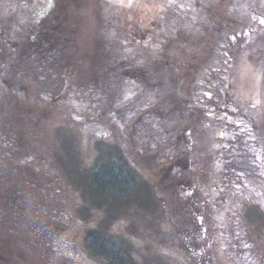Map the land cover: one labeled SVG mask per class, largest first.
I'll list each match as a JSON object with an SVG mask.
<instances>
[{"label":"trees","instance_id":"16d2710c","mask_svg":"<svg viewBox=\"0 0 264 264\" xmlns=\"http://www.w3.org/2000/svg\"><path fill=\"white\" fill-rule=\"evenodd\" d=\"M205 1L199 0L202 6ZM32 2L37 3H32L25 8V11L29 9L27 13L29 15L24 21L18 14L11 16L14 5L0 1V17L12 18L3 25L0 24V49L2 45H11L20 40H25L24 44H26V48L20 51V60L21 55L22 59H25L21 62L20 69L17 72L14 70L16 74L11 75V85L6 87L0 83V103L6 108L5 113L0 112V206H2L0 207L2 209L0 236L5 237V239L2 238L4 246L0 248V256L4 257L5 264H33L34 257L30 253L33 248L30 246L27 249L26 243L39 240L41 236L51 237L49 233L53 231V226L47 222V217L42 224L44 228L39 227L37 223L42 221L45 215L35 207L44 202L40 199L45 195L47 188L56 194L54 203L57 210H64L63 213L51 217L53 221L56 219L55 232L59 230L61 234H65L62 223L73 213L74 207L72 208L69 204H74L76 198L70 190L69 181L63 178L65 176L62 167L56 158V145L53 141L55 134L50 138L52 141L47 144L42 137L50 131L49 124L47 125L46 122L51 120L52 111L56 108H59L56 112L59 118L65 119L69 116V120H73L74 113L81 114L80 111L88 106L85 102L76 100L70 103L69 110L61 109L59 104L47 99L49 96L42 91L41 85L43 70L47 68L50 69L49 74L52 76V86H56L55 88L59 90L68 84L66 72H64L65 57L70 35H74V30H68V26L60 29L59 23L64 25L62 18L65 14L67 16L69 13L71 15L78 13V1L42 0V4H39V0H32ZM244 2L238 0L236 3L239 4V15L237 16L234 11L235 20L247 14L246 17L251 19V26H254L252 24L256 23V18L251 15L254 12L259 15L260 12H264V9L259 8V3L258 6L251 3L248 9ZM180 3L181 1L162 0L161 6L168 11V9H174L173 5ZM262 4L264 7V0ZM6 5L8 7H5ZM176 14L168 22L165 15V19L162 18V26L148 32V37L144 35L145 32H139L134 36L135 44L148 50L145 54L128 49L121 50L117 45L119 42L114 44V38L110 35L111 42L108 44L111 45V49L109 53L107 51L106 64L97 69L96 79L91 83L92 88L88 89L89 93L96 96L100 102L107 100L109 109L114 110L116 115L117 113L127 115L133 107L134 110L129 118V123L132 125L134 123L140 125V120L144 116L147 117L149 113L166 114L168 111V108H160L161 105H167L160 100L167 97L165 90L158 84L162 73L156 71L157 76L156 74L152 77L148 75L155 62H166L169 59L176 67L175 62L179 63L182 59V57L179 59L175 57L178 50L172 46L167 47L166 50L162 46L164 40L168 41L165 35L169 29L172 28L173 32L177 30L173 26L180 28L192 23L191 16L188 18L179 13ZM109 17L113 18L112 15ZM185 19H188V22ZM234 24L238 26L234 27L229 36H226L218 45L215 61L207 64L214 59L212 58L206 63L208 65L206 69L199 68L189 82L190 117L185 116L181 123H178L176 119V122L172 124L167 122L161 125L160 130L163 132L164 139L156 140L155 143L150 139L139 138L133 128L130 133H127L125 128L120 131L125 133L123 137L128 141H126L127 144L124 143V147L133 148L138 155L154 158L153 165L146 171L152 179L160 181L167 166L177 168L169 176L175 181L178 180L176 188L170 185L166 178L169 188L166 182L161 183V188H159L160 185L158 187L160 213L150 219L153 227H150L148 235L153 237L159 245L164 244L166 238L167 242H179L181 247L187 245L195 248L196 258L193 264H264V255L253 240L254 232L260 234L257 223L249 221V217L246 218L244 215V211L246 212L249 208L248 216H254L252 212L258 210V206L264 203L263 200L255 197L264 192V150L254 147V144L258 143L255 136H258L259 118L256 120L254 108L246 110L245 106L240 108L235 103L232 93L228 92L229 88L226 86L228 82L221 85L227 80L225 76L230 70V65L234 63L235 50L238 53L245 49L243 37L248 30L241 29V33H238L236 29L246 24L241 23V20L234 21ZM250 31L252 32V29ZM152 37L158 38L157 41H151ZM236 37H239L240 44L234 42ZM4 50H0V67L8 62L5 60L8 53L13 52L7 49L9 51L5 55ZM170 52L171 56H168ZM59 59H62L63 65H59ZM53 61L55 65H52ZM145 64L150 66L145 68L143 66ZM74 76L76 75H73L72 81ZM131 79L135 80L138 86L125 88L124 82L129 83ZM2 81L3 78L0 79V82ZM26 88L30 89V92L24 99L21 96L23 89ZM38 91L42 92V95L38 94ZM6 93L14 96L15 100ZM36 95L38 99L35 98ZM8 100L9 102L13 100L14 103H7ZM77 106L81 108H78L76 112ZM128 106L131 107L128 108ZM84 116L86 115H81L83 120L78 122L93 124L96 128L99 126L97 122L86 119L87 117ZM198 122L201 127L200 133L207 139L208 149L204 146L202 157L204 165L200 164L202 167L193 163L196 160L188 155V151H184L186 153L184 156L178 151L180 143L185 148L186 142L193 140L189 133ZM72 126L69 125V131L74 129ZM187 127L190 128L187 129ZM206 133L211 134L209 139ZM40 141L45 143L44 147L46 145L48 149L51 146L50 150L53 147L49 158L45 156L44 159L41 158L44 160L43 165L42 160L36 159L39 155L28 156L21 152L25 151V147L35 148ZM214 144L220 151L229 153L227 158H223L224 162L227 160L226 163H222L221 160L218 162L221 167H215V164L209 165L210 161H214V155L211 154ZM108 146L93 160L91 166L87 167L88 171L86 168L84 173L87 175H83L84 185L90 188H87L89 193L113 195L116 199H122L132 188L130 186L133 183H143L147 177L136 167L133 156L126 155L122 151L114 152L115 149ZM227 146H230L229 151ZM171 150H176L174 157L171 156ZM238 150L246 153L244 158H249L250 162L234 161L235 155H231V152L237 153ZM248 150L252 151V157ZM183 160L188 161L189 164L180 167ZM253 162L258 166H254ZM198 175L212 183L208 185L206 182L204 193L195 187L194 180ZM186 182H188L187 185ZM179 188L184 191L191 190L192 195L185 192L184 198L177 193ZM191 207L195 209L194 212ZM17 211L18 218L13 216V212ZM85 240L87 253L96 257V260L99 259L106 264L123 263L125 254L122 240L113 238L102 229L96 231L93 228L87 229ZM178 252L184 254L181 249H178ZM36 253L41 258L45 254V259L50 257L57 262L64 256L57 239L51 241L50 247L40 248ZM184 257L187 258L185 255Z\"/></svg>","mask_w":264,"mask_h":264},{"label":"rangeland","instance_id":"374dc122","mask_svg":"<svg viewBox=\"0 0 264 264\" xmlns=\"http://www.w3.org/2000/svg\"><path fill=\"white\" fill-rule=\"evenodd\" d=\"M0 1L14 5L15 8L12 6L14 10L11 16L18 14L19 18L21 19L22 17L24 21L29 15H27L29 9L25 11V8H28L33 3L32 0ZM77 1L79 6L78 13L76 15L69 13L67 16L65 14V17L62 18L64 25L59 23L60 29L68 26V30H74V35H70V41H72L68 43L65 57L66 67L64 72H66L68 84L59 90L55 88L56 86H52V76L49 74L50 69L48 68L47 70H43L41 77L42 91L49 96L47 99L50 102L59 104L58 106L61 109L69 110L70 103L76 100H81L88 105L80 111L81 114L74 113L75 119L73 120H69V116H66L65 119H62V117L59 118L56 114L59 108H56L52 111L53 116L51 120L46 122L47 125L49 124L48 128H50V131L42 137L47 144L52 141L50 138L55 134L53 141L56 145V158L65 176L62 177L69 181L67 182L69 183L70 190L76 198L74 204H69L72 208L74 207V211L62 223L65 228V234H61L59 230L55 232L56 219L54 218L55 220L53 221L51 217L63 213L64 210H57L56 204L54 203L56 199L54 191L48 188L45 190V195L40 199L44 202L35 206L36 210L45 215V217L37 224L43 229L44 226L42 224L48 217L47 222L53 226V231L51 233L47 232L51 237L46 236L43 238L41 236L39 240L26 243L27 249L30 246L33 248L30 251L32 257H34L33 264H106L99 259L96 260V257L94 258V256L92 257V255L87 253L85 236L88 228H93L96 231L102 229L110 236H113V238L123 241L125 259L122 264H193V260L196 258L195 248L193 249L187 245L181 247V244L177 241L167 242L164 233L165 242L159 245L153 237L151 238L148 235L150 227H153L150 219L160 213V203L157 197L158 187L160 185L159 188H161V183L165 184L164 182H166L168 188L169 184L176 188V182L178 180L175 181L169 176L177 168H169L170 166H167L163 171V176L161 175L160 177V181L155 178L152 179V176L149 177L146 171L153 165L154 158L138 155L133 148L129 149L124 147V143L127 144L128 141L123 137L125 133H121L120 131L125 128L127 133H130L133 128L138 133L137 136L139 138L144 140L150 139L155 143L156 140L164 139L162 136L163 132L160 130L161 125L167 122L172 124L176 122V119L178 123H181L183 118L185 119V116L190 117L191 110L189 105H191V92L189 82L193 74L199 68L204 67L206 69L208 67L207 64L215 61L218 55L216 53L218 51V45L222 43L226 36H229V33L232 32L234 27L238 26L234 24V21L241 20V23L246 25L239 26L236 31L241 33V29L243 31L245 29L248 30L243 37V41L245 40L243 47L245 49L240 50L238 53L235 50L234 63L230 65V70L225 76L227 80L221 85L228 82L226 84L229 88L228 92L232 93L235 103L240 108L245 106L246 110L248 108H254L256 111V120L259 118V121H257L258 136H255V139L258 140V143L254 144V147L264 150V24L260 22L264 20V12H260L259 15L254 12L251 15L256 18V23H253L252 25L254 26H251V19L246 17L247 14L242 17L239 16L238 20H235L234 11L237 16L239 15V4H236L238 0H206L203 6L199 0H165V2L181 1L179 5H173L174 9H168V11L161 6L162 0ZM239 1L244 2L245 0ZM249 1L250 3H248ZM244 3L248 9L251 3L257 6L260 4L259 8L264 9L262 0H246ZM39 4H42V0H39ZM5 7H8V5ZM175 12L188 18L191 16L192 23H188L189 25H184L180 28L173 26L177 28L173 32L172 28L169 29L167 34L165 33L168 41L164 40L162 46L165 50L167 47L172 46L178 50L177 53L174 52L175 57L178 59L182 57V59H180L179 63L175 62L176 67L173 66L172 61L169 59L166 62H155V65L152 66L148 75L152 77L156 74V71L162 73L161 81L158 84L159 87L165 90L167 97L160 100H163L162 103L166 102L167 105H161L160 108H168V111L166 114H160V112L149 113L147 117L144 116L140 120V125H136L135 123L132 125L129 123V118L134 110L133 107L127 115H121L120 113L116 115L114 110L109 109V103L105 98L106 102H100L96 99V96L89 93L88 89L92 88L91 86L93 84L91 83L96 79L97 69L103 67V64H106L105 60L111 49V45L108 44L111 42L110 35L114 38V44L119 42L117 45L121 50L126 51L128 49L145 54L148 50H144L142 46L136 45L134 36L139 32H145L144 35L148 37V32H152L153 29L162 26V18L165 15H167L166 21L168 22L173 15H177ZM110 15L113 18L109 17ZM10 19L12 18L6 16L0 17V24L3 25ZM185 20L188 22V19ZM250 29H252V32ZM157 39L152 37L151 41L156 42ZM238 39L239 37H236L234 40V42H237L236 44H240V39ZM24 43L25 40H20L18 43L15 42L11 45H2L0 49L2 51L5 49V55L9 51L7 49L13 51L8 53V57L5 58L8 62H5L4 66L0 67V79L3 78V81L0 83L6 87L11 85V75L16 74L14 70L17 72L22 65L21 62L25 59H22L21 55L20 60V51L26 48V44ZM168 56H171V52ZM212 58L214 59L207 63ZM52 65H55V61L52 62ZM59 65H63L62 59H59ZM143 66L148 68L150 65L145 64ZM73 75H76L74 76V81L71 80ZM123 86L129 89L138 86V83L131 79L129 83L124 82ZM29 92L30 89H23L21 97L26 99ZM38 94L42 95V92L38 91ZM7 96L14 99V96L11 94H7ZM35 98L38 99V95ZM9 103L12 104L14 101L11 100ZM78 108L81 107L77 106L75 108L76 112ZM5 111L6 108L1 106L0 103V112L5 113ZM83 114L86 115L84 116L87 117L86 119L97 122L99 126L96 128L93 124L78 122V120H83L81 118ZM69 125H73L72 127L74 129L69 131ZM192 128L193 130L189 133V136L193 140L187 141L185 148L180 143L178 151H180V155L182 156L186 154L184 151H188V155L196 160L193 163L200 165L202 163L203 151L205 147L207 149V139L199 131L201 130L199 122ZM206 135L208 139L211 137V134L206 133ZM44 144L40 141L35 148L31 147L30 149L24 146L25 151L21 152L28 156L30 154L39 155L36 157L38 161L44 159V156L45 158H49L53 152V147L50 150L51 146L48 149L46 145L44 147ZM108 144L115 149L113 150L114 152L122 151L126 155L133 156L136 167L147 177L143 183H133L130 186L132 188L125 193L122 199H116L113 195L89 193L87 190L89 187L84 185L83 175H87V173H84L86 168L91 166L93 160L102 154ZM229 147L227 146L228 151L230 149ZM175 151L171 150V156L174 157ZM212 151L211 154L214 155V161H210L209 165L215 164V167H218L220 166L218 164L220 160L223 161L222 163L227 162V160L225 162L223 160V158H227L229 155L227 151L226 153L220 151L215 144ZM234 153L231 152V155H235L233 158L234 161L237 160L239 163L250 162L249 158H244L246 153L240 152L239 150L237 153ZM248 153L251 155L252 151L248 150ZM43 164L44 160H42ZM185 164L188 165L189 163L183 160L180 163V167ZM202 165L199 167H202ZM254 166L258 165L254 164ZM219 174L221 175V172ZM206 179L198 175L194 180L195 187L201 189L202 193H204V189L206 190V182H208V185H212V183L210 184V180ZM183 181L185 182V180ZM185 192L188 195H192L190 194L191 190L184 191L181 188H179V192L177 193L185 198ZM255 197L264 201V192ZM261 204L263 205H259L258 210L252 212L254 216H248L249 208L246 212L244 211V215L246 218L249 217V221H255L257 223L256 226L260 234L254 232L255 239L253 240L257 247L261 249L260 252L264 255V203ZM0 207L2 208V206ZM1 208L0 213L2 212ZM191 210L193 212L195 211L192 207ZM13 216L18 218L19 212H13ZM15 227L17 226L15 225ZM0 237V242H2L0 248H2L4 246L2 238L5 239V237ZM55 239L60 242V250H62V254L67 258L62 256L59 262L51 260L50 257L45 259V254L41 258L36 251L40 248L50 247L51 241ZM36 248L39 249L36 250ZM178 249H181L184 254L178 252ZM256 254L258 256V252ZM184 255L187 257L186 259ZM3 258L0 256V264L6 263Z\"/></svg>","mask_w":264,"mask_h":264},{"label":"snow or ice","instance_id":"6c2138e0","mask_svg":"<svg viewBox=\"0 0 264 264\" xmlns=\"http://www.w3.org/2000/svg\"><path fill=\"white\" fill-rule=\"evenodd\" d=\"M262 24H264V20L260 21Z\"/></svg>","mask_w":264,"mask_h":264}]
</instances>
